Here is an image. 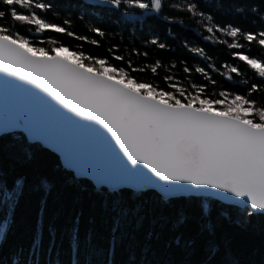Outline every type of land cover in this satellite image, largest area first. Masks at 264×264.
I'll return each instance as SVG.
<instances>
[{
	"label": "trees",
	"instance_id": "trees-1",
	"mask_svg": "<svg viewBox=\"0 0 264 264\" xmlns=\"http://www.w3.org/2000/svg\"><path fill=\"white\" fill-rule=\"evenodd\" d=\"M189 2L167 0L169 6L158 15L154 11L139 13L142 10L128 6L116 9L82 0H54L56 14H49L50 22L61 24L70 20L69 30L77 37L87 36L98 44L53 32L43 35L56 38L70 50L82 48L94 57L109 58L117 67L125 66L124 62L112 59L110 50L118 45L116 54L132 59L135 67L147 66L145 72L132 73L140 81L152 82L165 90H170L163 79L165 75H171L185 87L207 83L208 92L215 98H219L216 94L221 90L233 94L246 90V85L227 78L226 65L235 64L243 75L233 74L234 80L261 84L262 90L252 96L259 104L264 97V82L231 56L232 50L222 42H231L232 38L219 32L208 33L207 26L232 24L245 30H264L259 19L264 15V0H198L197 15L188 13L185 7H174ZM240 3L245 9L237 12L235 8ZM250 5H258V11L253 13ZM128 12L139 14L130 16ZM208 16L214 19L208 21ZM95 27L106 34L96 35L92 31ZM209 36L211 40L206 39ZM153 38L167 47L153 46ZM196 48L202 49L207 58L192 51ZM257 50L252 45L247 54L254 55ZM145 52L147 56L142 55ZM157 60L161 67L153 74L150 69ZM185 67L192 71L184 72ZM196 67H205L207 76L195 72ZM209 77L216 81L215 85ZM21 133L14 131L0 138V179L11 189L17 178H24L23 195L0 246V264H12L18 255L20 264H72L77 256L79 264H206L208 243L220 249L211 264H264V216H254L246 222L249 218H242L237 211L241 206L212 197L164 203L153 189L138 195L141 191L121 188L119 196L109 195L106 187L97 188L89 179L74 176L56 153L40 143H27ZM29 148L31 160L25 158ZM42 180L50 185L47 191L41 187ZM208 200L212 201V213L202 215L201 203ZM121 208L126 215L119 216ZM178 214L185 217L183 226L177 224ZM5 215L6 209L0 210V220ZM117 223L119 230L114 231ZM209 228L214 229L211 235ZM74 230L79 232L78 253L73 251L70 239ZM38 235H42V246L33 251V240Z\"/></svg>",
	"mask_w": 264,
	"mask_h": 264
},
{
	"label": "snow or ice",
	"instance_id": "snow-or-ice-1",
	"mask_svg": "<svg viewBox=\"0 0 264 264\" xmlns=\"http://www.w3.org/2000/svg\"><path fill=\"white\" fill-rule=\"evenodd\" d=\"M106 2L116 9L128 6L145 12L154 11L158 15L169 6L167 0ZM56 7L54 0H0V73L23 81L68 113L97 125L126 158L129 171L142 177V169H146L152 177L158 178L159 183L165 182L160 183L157 193L162 202L212 197L230 205L239 204L241 207L237 211L242 218H249L246 222H250L251 217L264 216V97L259 104L252 98L254 93L262 90L261 84L249 83L247 79L234 80L233 74L243 75L235 64L226 65L227 78L246 85V90L235 94L221 90L216 94L219 98L208 92L207 83L185 87L171 75L163 77L170 90L140 81L132 73L145 72L147 66L135 67L132 59L126 60L123 55L116 54L118 45L110 50L112 59L124 62L125 66L117 67L109 58L94 57L82 48L70 50L56 38L45 37L46 32H53L98 44L96 39L77 37L69 30L70 20L61 24L50 22L49 14L54 16ZM174 7H185L188 13L197 15L199 3L190 0L186 5L176 4ZM249 8L256 13L259 6L250 5ZM244 9L243 3L235 8L237 12ZM199 15L203 17V12ZM161 19L171 18L161 16ZM213 19V16L207 17L208 21ZM259 19L264 29V15ZM92 31L101 37L106 34L100 27ZM207 31L232 38L231 42H222L232 50L231 56L243 62L264 82V30L216 24L208 25ZM150 43L160 49L167 47L158 38H153ZM44 44L54 46L49 48ZM252 45L258 50L249 55L247 50ZM192 51L207 58L202 49ZM142 55L147 56V53ZM160 67L161 62L157 60L150 71L155 74ZM191 71L190 67L184 68L186 73ZM194 71L207 76L205 67H196ZM209 79L212 85L216 84L214 79ZM16 124L22 125L23 121ZM17 127L0 125V138L12 135ZM21 137L27 143H45L39 138L28 141L23 133ZM32 155L30 148L25 150L26 159L31 160ZM41 187L47 191L50 185L42 180ZM122 190L117 187L107 189L112 196H119ZM23 191V177L17 178L11 189L0 179V210L6 209L5 217L0 220V246L6 239L11 216ZM221 193L229 195L221 196ZM143 194V190L138 193ZM212 210L211 200L202 201V215L210 216ZM124 215V210L119 209V216ZM185 222V217L178 214L177 224L183 226ZM118 230L117 223L114 231ZM207 231L211 235L214 229ZM70 239L73 251L78 253V230L73 231ZM41 246L42 235H38L33 240L32 250ZM206 252V264H211L220 249L208 243ZM12 264H20L19 255ZM72 264H79L78 256Z\"/></svg>",
	"mask_w": 264,
	"mask_h": 264
},
{
	"label": "water",
	"instance_id": "water-1",
	"mask_svg": "<svg viewBox=\"0 0 264 264\" xmlns=\"http://www.w3.org/2000/svg\"><path fill=\"white\" fill-rule=\"evenodd\" d=\"M82 1L114 8L106 0ZM15 79L0 73V125L18 126L13 132H22L28 141L43 139L45 143L40 144L56 153L65 168L76 177L89 179L97 188L160 191V183L165 182L159 183L146 169H142V177L129 171L126 158L97 125L80 120L39 90ZM19 120L22 125L16 124Z\"/></svg>",
	"mask_w": 264,
	"mask_h": 264
},
{
	"label": "rangeland",
	"instance_id": "rangeland-1",
	"mask_svg": "<svg viewBox=\"0 0 264 264\" xmlns=\"http://www.w3.org/2000/svg\"><path fill=\"white\" fill-rule=\"evenodd\" d=\"M139 13H145V11L144 10H142L141 12H139ZM139 13H132V12H128V15H130V16H136V15H138Z\"/></svg>",
	"mask_w": 264,
	"mask_h": 264
}]
</instances>
